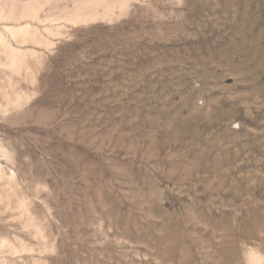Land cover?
I'll use <instances>...</instances> for the list:
<instances>
[{
    "label": "rangeland",
    "instance_id": "374dc122",
    "mask_svg": "<svg viewBox=\"0 0 264 264\" xmlns=\"http://www.w3.org/2000/svg\"><path fill=\"white\" fill-rule=\"evenodd\" d=\"M132 11L56 48L34 110L0 127L21 191L46 186L35 209L51 211L49 264H252L264 256V0Z\"/></svg>",
    "mask_w": 264,
    "mask_h": 264
},
{
    "label": "bare ground",
    "instance_id": "6f19581e",
    "mask_svg": "<svg viewBox=\"0 0 264 264\" xmlns=\"http://www.w3.org/2000/svg\"><path fill=\"white\" fill-rule=\"evenodd\" d=\"M157 1L162 0H0V127L34 110L40 74L62 43L84 28L129 16L137 4ZM4 143L0 138V158L9 164L0 161V264H49L56 249L45 223L51 211L46 207L48 215L41 216L35 209L38 191L46 186L38 184L33 195L21 191L16 164ZM1 230L13 231L14 240ZM249 261L264 264V256L254 253Z\"/></svg>",
    "mask_w": 264,
    "mask_h": 264
}]
</instances>
